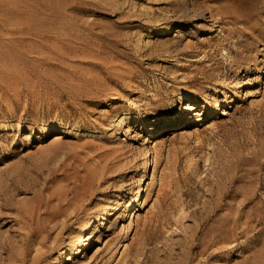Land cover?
I'll return each mask as SVG.
<instances>
[{
	"label": "rangeland",
	"instance_id": "rangeland-1",
	"mask_svg": "<svg viewBox=\"0 0 264 264\" xmlns=\"http://www.w3.org/2000/svg\"><path fill=\"white\" fill-rule=\"evenodd\" d=\"M0 264H264V0H0Z\"/></svg>",
	"mask_w": 264,
	"mask_h": 264
},
{
	"label": "bare ground",
	"instance_id": "bare-ground-1",
	"mask_svg": "<svg viewBox=\"0 0 264 264\" xmlns=\"http://www.w3.org/2000/svg\"><path fill=\"white\" fill-rule=\"evenodd\" d=\"M160 32H162V34H166L168 31H170V27H166V28H163V29H160L159 30ZM217 104H219V102H217ZM179 117H182V113H181V111H174L167 119H165V120H163L162 122H157L156 123V128L154 129V134L156 133V131H157V129L158 128H163V127H165L167 124H169V123H171L173 120H177ZM167 120H168V123H167ZM148 163V162H147ZM141 192V186L139 187V191H138V193H140ZM121 203H123V201L122 200H120L118 203H117V206H115L114 207V205L108 210V214L109 215H113L114 214V211L116 210V209H121V207H120V205H121ZM98 220V215H95L91 220H90V225L89 226H87L86 228H85V230H88V229H90V226L92 225V224H95V222ZM86 236L87 235H84L83 233H81V235L79 236V245H78V247L76 248V251L74 252L75 254H79L81 251H82V247H85V246H87V244H88V241L86 240ZM67 258L68 259H70V258H72L71 256H70V254L69 255H67Z\"/></svg>",
	"mask_w": 264,
	"mask_h": 264
}]
</instances>
